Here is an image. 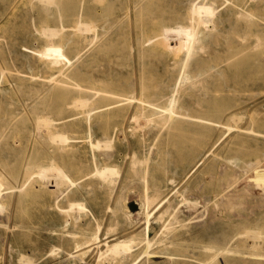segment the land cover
Wrapping results in <instances>:
<instances>
[{
    "label": "rangeland",
    "instance_id": "374dc122",
    "mask_svg": "<svg viewBox=\"0 0 264 264\" xmlns=\"http://www.w3.org/2000/svg\"><path fill=\"white\" fill-rule=\"evenodd\" d=\"M191 3L0 0V264H264V0H238L249 19L215 0V28L189 55L175 30ZM170 97L192 119L142 107ZM53 163L73 186L36 176ZM131 238L127 258L104 255Z\"/></svg>",
    "mask_w": 264,
    "mask_h": 264
},
{
    "label": "bare ground",
    "instance_id": "6f19581e",
    "mask_svg": "<svg viewBox=\"0 0 264 264\" xmlns=\"http://www.w3.org/2000/svg\"><path fill=\"white\" fill-rule=\"evenodd\" d=\"M51 2V0H47V2ZM224 2L228 3L229 2V5H233L237 8H239L241 10V15L244 17V18H250L252 17V12H248L249 11V8L251 7L249 4H244V5H240L238 3V0H223ZM214 2L215 0H192V3H191V10L189 12V20H190V23L189 24H181L179 25V28H177L175 30V36H177V43L180 44V48H182L183 50L185 49L187 54L189 55H192L194 53V49H195V45L196 44H199L200 48H202V44H203V37L206 35V33L208 34V36L211 34L212 30L215 28V27H212L210 28L213 24H214V21H216V15H217V11H216V7L214 5ZM88 15V11L87 10H83L82 13H81V17L82 16H86ZM242 17V18H243ZM87 24V23H85ZM86 26V25H85ZM210 26V27H209ZM89 29H91V27L89 26L88 27ZM79 29H83L85 32L87 30V27H86V30L85 28L82 26H79L78 27V30ZM93 29V28H92ZM45 30V29H44ZM58 30V29H57ZM49 33L50 34V37L51 36H55L57 33L56 31L50 29V28H46V31L45 33ZM44 34V33H43ZM52 46L54 44H51ZM186 61V60H185ZM5 71V70H4ZM56 75V74H55ZM53 79V78H52ZM53 81V80H52ZM182 81V78L180 80V82ZM51 82V81H50ZM78 87H80L81 89H83V87L79 86L77 84ZM76 86V87H77ZM179 87V85H178ZM79 89V88H78ZM84 91V89H83ZM92 91V90H91ZM97 93V92H96ZM103 93L105 94H108V95H113L111 93H108V92H105L103 91ZM102 97H104V95H102ZM107 97V96H106ZM130 97H127L128 100H131L129 99ZM132 99L134 97H131ZM170 102L168 104V106L166 107H159V106H153L151 105V103H148V102H143L141 101L142 103V107H152L154 113L156 115H158L159 117H161L165 123L167 124H170L172 126H174V124L176 122H174L175 120H190V118L192 119V117H189L188 115H184L182 113H179L175 110V104H176V100L175 99H172L170 97ZM87 101H76L75 102V106L77 108H85L87 103ZM70 107V106H68ZM93 108V107H92ZM94 109H90L88 110L87 112V115L88 117H90V112H92ZM95 111V110H94ZM5 114V113H4ZM48 116V115H47ZM37 117V116H35ZM142 117V116H141ZM43 118V117H42ZM72 118V117H71ZM69 119V118H68ZM133 119V118H132ZM136 119V118H135ZM142 119V118H141ZM234 119V118H233ZM37 120V119H36ZM43 120V119H42ZM41 119H39V121L42 122ZM148 120V119H147ZM232 120V119H231ZM45 121V120H43ZM50 121V120H49ZM49 121H45L47 122L46 123V126H50V125H53L51 123H49ZM52 121V120H51ZM144 121V120H143ZM195 121L200 123V124H205V122H207L208 120L204 119V118H195ZM37 123L40 125V123ZM53 122V121H52ZM44 122H42L43 124ZM54 123V122H53ZM134 123H137L134 121ZM48 124V125H47ZM45 127V124L43 125ZM53 127V126H52ZM101 128L103 129L104 132H106L108 130V123L107 121H103L101 122ZM163 128V126H162ZM44 129V128H43ZM230 129V128H228ZM45 130V129H44ZM56 130V129H55ZM49 134V133H48ZM53 135V134H52ZM56 135V134H54ZM53 135V137H54ZM49 136V135H48ZM104 137V136H102ZM55 138L57 139V141L60 143H65V141L67 140V138L64 136V135H57L55 136ZM56 140L54 138L51 137V140ZM52 140V142H53ZM57 142V143H58ZM89 142H90V146L91 147H97L99 148L101 145H104V146H101V148L99 149H102L103 147H106V148H109V142L110 140H107V137H104V139H100V140H96L94 141L92 139V136H91V133L89 134ZM106 148H103L106 150ZM97 150V149H96ZM104 150V151H105ZM108 150V149H107ZM99 151V150H98ZM109 151V150H108ZM105 156H111L109 153H106L104 154ZM68 162H65L64 163V166H66ZM247 168V167H246ZM28 173V172H27ZM26 174V173H25ZM35 174V173H33ZM31 174V175H33ZM116 174V171L113 167H110V166H104L102 168H96L95 171L93 172V175L97 176L98 178H100L103 182H106L108 181V179L112 176ZM29 175V174H28ZM48 175H53V177L55 178L56 181H59L60 184L61 182L62 183H69L71 186H73V181L70 179L69 175L67 174V172L65 171L64 168H62L61 166L53 163L51 164V166L47 167V168H44L42 166H39L37 167V171H36V176L40 179H47ZM31 177V176H30ZM51 178V176H49ZM52 178V179H54ZM27 179V178H26ZM32 179V177H31ZM114 181V180H113ZM30 182V181H29ZM36 183V182H35ZM44 183V182H43ZM113 183V182H112ZM30 183H28L29 185ZM32 186V185H31ZM12 188V187H11ZM3 182L0 180V198H1V193L3 191ZM24 189H21L19 190L20 193L23 192ZM60 197V196H59ZM152 199L153 197L149 194V193H146L145 197H144V200L138 204V209L136 211L137 214H140L142 215L143 217V220H144V224H145V230H149V225H150V216H151V212H150V205H151V202H152ZM163 201V200H162ZM191 204V203H190ZM189 204V205H190ZM73 206V205H72ZM75 206V205H74ZM77 206L80 208L81 205L80 204H77ZM190 207V206H189ZM215 207V205H214ZM0 209H3V205L1 203V199H0ZM68 209V208H67ZM78 209V208H76ZM63 210V209H62ZM71 210V209H70ZM73 211V209L71 210ZM167 211H163L162 213L159 214L158 218L161 219L163 218L164 214H166ZM185 213V212H184ZM136 216V215H135ZM170 216V215H169ZM194 217V216H193ZM144 230V233H146V231ZM250 233V232H249ZM254 234V232H252ZM98 234H99V229L96 231L95 233V237L94 239L97 240L98 239ZM257 234V233H255ZM146 236V234H145ZM176 236V235H175ZM246 236V234H245ZM248 236V235H247ZM254 236V235H253ZM257 236V235H256ZM249 237V236H248ZM254 239V237H252ZM257 238V237H256ZM260 239V238H259ZM250 240V239H249ZM133 239H120V240H117L115 242H113L112 244H108V243H104L106 245V249L104 251V255L108 256L112 261H121L125 258H127V256L129 255V253L132 252V249H133ZM145 242V240H144ZM151 242V241H150ZM145 248L146 250L145 253H147V250L150 246V243L147 241L145 242ZM79 247V246H78ZM255 247V246H254ZM204 250V249H203ZM209 250V249H208ZM143 253V252H142ZM103 253H100V255H102ZM141 255V254H140ZM23 256V255H22ZM180 256H183L185 258H189L190 256L189 255H186V254H182ZM25 262V260H22ZM23 263V262H22Z\"/></svg>",
    "mask_w": 264,
    "mask_h": 264
}]
</instances>
